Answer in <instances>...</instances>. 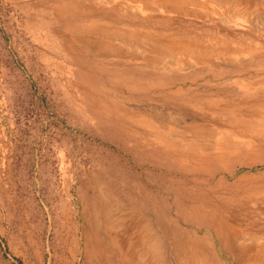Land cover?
<instances>
[{
  "label": "rangeland",
  "instance_id": "rangeland-1",
  "mask_svg": "<svg viewBox=\"0 0 264 264\" xmlns=\"http://www.w3.org/2000/svg\"><path fill=\"white\" fill-rule=\"evenodd\" d=\"M140 1L0 0V264H264V0Z\"/></svg>",
  "mask_w": 264,
  "mask_h": 264
},
{
  "label": "bare ground",
  "instance_id": "bare-ground-1",
  "mask_svg": "<svg viewBox=\"0 0 264 264\" xmlns=\"http://www.w3.org/2000/svg\"><path fill=\"white\" fill-rule=\"evenodd\" d=\"M132 1L134 2L135 0H132ZM188 1L189 0H168V1L165 0L163 3H160V4H161V7H164V8H167L171 5H176V6L181 7L183 6V4H186L185 2H188ZM155 3H156V0L151 1V4L155 5ZM93 32L95 33L101 32V38H103L104 41H108L110 44L113 42V46L109 44L111 51L118 52L119 50H121L122 53H128V56L131 55L130 50L139 51L140 53H138V58L141 59V61H143L144 64L150 65L152 67H158L160 66L161 63H166L165 64L166 66L174 65L176 66V68L178 65L179 66H187V65L189 66L188 62L198 65V64H204L207 62L208 59L214 57L213 54H210L208 52L209 50L206 51L207 49L203 46L201 40L195 37L193 38V36L190 37L188 35H172L169 37H163L159 34L151 33L148 31H141V30L138 31L134 29H122L121 30L117 28H111L109 26H104L102 28L93 29ZM110 39L112 40L111 42L109 41ZM225 39L222 38V41L224 42ZM173 55L175 56L177 55V57L174 56L173 58ZM185 55H186L187 60L185 59ZM157 242L158 241H156V243L152 242L150 244V242L148 241V247L149 249H151L150 252L152 254V257H154L156 254V259L162 260L164 264L165 260L163 257L164 253L162 251V246L157 244ZM114 245L115 247L118 246V242H115ZM145 257L147 258L148 254ZM145 257L142 256L141 258L145 260L146 259Z\"/></svg>",
  "mask_w": 264,
  "mask_h": 264
}]
</instances>
